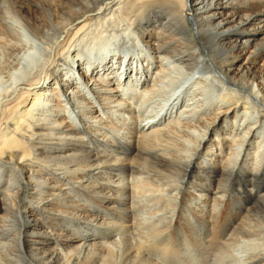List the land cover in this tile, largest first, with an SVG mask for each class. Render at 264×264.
Returning <instances> with one entry per match:
<instances>
[{
    "label": "bare ground",
    "instance_id": "1",
    "mask_svg": "<svg viewBox=\"0 0 264 264\" xmlns=\"http://www.w3.org/2000/svg\"><path fill=\"white\" fill-rule=\"evenodd\" d=\"M124 19L147 55L84 58ZM0 84V264H264V0H0Z\"/></svg>",
    "mask_w": 264,
    "mask_h": 264
},
{
    "label": "rangeland",
    "instance_id": "2",
    "mask_svg": "<svg viewBox=\"0 0 264 264\" xmlns=\"http://www.w3.org/2000/svg\"><path fill=\"white\" fill-rule=\"evenodd\" d=\"M124 20H118L119 22V26H115V27H111V28H103L102 29V36H100L97 40V44H93L92 46H85L84 47V43L82 45H80V47L78 49L83 51V55L85 56L84 58H88L89 55H91V53L94 54H99L101 52H103L104 50H108L110 49L111 51L109 53H107V55L110 56H117V55H124V56H130L132 57V54L135 55L132 58H136L138 56V54L142 55H147V52L145 50V52L143 53V49H145L142 45V43H139V41H136L137 35L135 34V30L134 28L129 27L128 25V21ZM126 24V26L128 28H126V26H124ZM125 30H124V29ZM110 30V31H109ZM119 32V33H118ZM118 33V34H117ZM123 33V34H122ZM117 34V35H116ZM121 34V35H120ZM111 35V36H110ZM27 41V46L26 48L30 50H33V58H35L34 60L37 61V59L40 57V53L37 47V43L36 40L34 39H26ZM116 41V42H115ZM36 42V43H35ZM121 42V43H120ZM108 43H110L111 45L107 46ZM123 47L127 48L124 49ZM143 53V54H142ZM146 53V54H145ZM131 54V55H130ZM96 55V56H97ZM136 56V57H135ZM96 58V57H94ZM97 60V59H96ZM165 71L164 73L160 74L158 76L159 80L163 79H171L172 81L169 83H162L164 85V87H166V91L167 94L170 95L172 94V91L174 92V90H178L180 89V101L178 106L175 109V113L178 114L183 110V106L184 105H188L189 103H192L189 107V109L193 112L194 108H196L197 106H199L200 108L196 109L197 112H193L194 114H192L189 118L194 119L196 117L202 116L205 114L206 111H208L209 109H214L213 106H216L217 104L221 103V101L225 98V94H228V91H226L227 85L226 82L221 79L218 75L208 78V76H213L215 74H213L210 70H205V69H201L199 72L197 73H189L187 71L181 72V74L178 73V70L175 68H173L174 63L172 62V66L171 63H166L165 62ZM169 64V65H168ZM135 66V65H134ZM156 66H159V64H156ZM65 67V66H63ZM155 68V66H154ZM167 69V71H166ZM169 70V71H168ZM173 70V71H171ZM205 70V71H204ZM155 69L153 70L152 73H154ZM180 71V70H179ZM66 72V71H64ZM175 75H174V73ZM168 75H167V74ZM185 73V74H184ZM187 73V74H186ZM171 74V75H170ZM180 75V77L177 75ZM194 74V75H193ZM200 74V75H197ZM203 74V75H202ZM164 75V76H163ZM188 75V76H187ZM5 76V75H4ZM3 76V77H4ZM153 76V74H151V76L149 77V79H151ZM163 76V77H162ZM170 76V77H169ZM157 78V79H158ZM182 78V80L180 79ZM198 78V79H197ZM208 78V79H207ZM8 79V78H6ZM6 79H4V81H6ZM194 79V80H193ZM159 80L157 81V83L159 82ZM206 80V81H205ZM153 81H155V76H153ZM216 81V82H215ZM218 82V84H217ZM198 83V84H197ZM209 83V84H208ZM215 84L214 86H211L212 84ZM153 83H151L152 85ZM174 84V85H173ZM183 84V85H182ZM209 85V87H208ZM219 85V87H218ZM176 86V87H175ZM186 86V88H185ZM199 86V87H198ZM207 86V87H206ZM167 87L170 89H167ZM223 89H222V88ZM213 88V89H212ZM172 89V90H171ZM194 89V90H193ZM206 89V90H205ZM0 90L3 91V86L0 84ZM169 90V91H168ZM185 90V91H184ZM162 91V90H160ZM160 91H156V93L160 94ZM171 92V93H170ZM225 93V94H224ZM157 94V95H158ZM201 94V99H197L199 97H195L196 98V102L191 101L190 99H192L194 96ZM205 94V95H204ZM216 95V96H215ZM221 95V96H220ZM90 95L87 96V98H91ZM139 97V96H138ZM224 97V98H223ZM126 98L128 99V97L126 96ZM148 98H150V96H148ZM146 98L144 104H143V110L139 112L140 115H146L147 113L145 111H148L151 107L156 106L158 103L156 100L158 99L155 96L151 97V101ZM157 98V99H156ZM141 98H136L134 100V106H140L141 103ZM206 100V101H205ZM214 100V101H213ZM147 102V104H146ZM149 102V103H148ZM210 102V103H209ZM193 105V106H192ZM202 105V106H200ZM202 108V109H201ZM201 109V110H200ZM39 114L42 115H47V109L43 110V111H39ZM175 116V115H174ZM196 116V117H195ZM255 116V115H254ZM252 117L250 120V123H253L256 119V117ZM77 117H80V114H77ZM240 124H242L241 122H239ZM203 161V160H202ZM200 166L197 168V171L200 170V168L202 166H204L205 163L199 162ZM196 173V169L191 173V175L194 177ZM192 177V179H193ZM214 181H212L213 183ZM214 186H216V182H214Z\"/></svg>",
    "mask_w": 264,
    "mask_h": 264
}]
</instances>
